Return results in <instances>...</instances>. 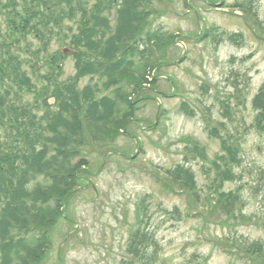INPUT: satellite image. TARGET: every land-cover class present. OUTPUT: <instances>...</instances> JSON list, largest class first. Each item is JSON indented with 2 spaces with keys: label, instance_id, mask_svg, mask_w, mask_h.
Wrapping results in <instances>:
<instances>
[{
  "label": "rangeland",
  "instance_id": "374dc122",
  "mask_svg": "<svg viewBox=\"0 0 264 264\" xmlns=\"http://www.w3.org/2000/svg\"><path fill=\"white\" fill-rule=\"evenodd\" d=\"M238 1L149 0L145 32L162 28L170 41L160 49L149 45V83L136 92L130 87L133 116L119 136L83 146L82 178L65 219L50 229L46 264H141L128 254L137 226L154 234L157 246L149 253L155 264H257L250 244L264 245V190L257 195L264 182V133L253 99L264 85V0H253L249 13L233 7ZM3 23L0 16V34ZM213 25L243 33V44L206 38ZM70 36L55 38L48 54L68 46ZM27 39L39 47V40ZM24 69L39 93L33 68ZM76 69V58L66 56L60 79ZM89 82L84 77L79 87ZM184 103L194 115L184 113ZM181 166L194 185L170 178ZM144 198L150 218L138 215ZM231 199L227 215L222 207ZM175 207L177 215L164 212Z\"/></svg>",
  "mask_w": 264,
  "mask_h": 264
},
{
  "label": "trees",
  "instance_id": "16d2710c",
  "mask_svg": "<svg viewBox=\"0 0 264 264\" xmlns=\"http://www.w3.org/2000/svg\"><path fill=\"white\" fill-rule=\"evenodd\" d=\"M252 3L240 0L233 7L249 13ZM144 7H149V0H0V12L7 13L8 34L18 45L27 34L39 36L46 46L55 38L58 42L68 39L70 31L71 40L65 44L79 51L74 55L75 75L61 80L60 70L51 80L39 78L38 99L30 102L24 95L32 93L34 84L22 71L20 59L6 54V46L12 50L14 44L0 46V264H46L50 229L64 218L70 195L82 178L78 162L86 165L83 146L114 141L123 123L132 118L130 87L136 92L149 83V45L160 49L170 41L162 28L145 32L151 12ZM69 22L76 25L77 32L67 27ZM205 36L216 44L241 45L245 40L243 33H230L215 25ZM44 51L42 47L43 56ZM20 52L31 55L26 42ZM47 57L46 63L55 69L52 56ZM54 63L60 67L59 62ZM84 77L90 82L80 88ZM49 98H55V104L48 105ZM38 101L41 115L35 107ZM253 108L257 128L264 133V85L253 99ZM183 111L194 115L187 103ZM183 166L170 171V178L194 185L188 182L190 171ZM257 190V195L264 190L263 181ZM137 208L138 215L144 212L151 217L145 198ZM222 209L230 215L234 200H228ZM164 212L180 213L176 207ZM141 228L130 232L128 254L141 264H155L156 256L149 248L157 246V241L150 229ZM250 246L262 249L259 243Z\"/></svg>",
  "mask_w": 264,
  "mask_h": 264
},
{
  "label": "water",
  "instance_id": "95a60500",
  "mask_svg": "<svg viewBox=\"0 0 264 264\" xmlns=\"http://www.w3.org/2000/svg\"><path fill=\"white\" fill-rule=\"evenodd\" d=\"M62 51H63V53H65V54H67V53H75L74 50H71V49H69V48H64Z\"/></svg>",
  "mask_w": 264,
  "mask_h": 264
},
{
  "label": "flooded vegetation",
  "instance_id": "af4514ba",
  "mask_svg": "<svg viewBox=\"0 0 264 264\" xmlns=\"http://www.w3.org/2000/svg\"><path fill=\"white\" fill-rule=\"evenodd\" d=\"M8 37H9V35H8ZM2 38H0V40H1ZM3 45V42H1V46ZM0 50H1V48H0ZM32 66H33V64H31V63H29V67H31L32 68ZM261 244H262V248H263V251H264V245H263V243L261 242Z\"/></svg>",
  "mask_w": 264,
  "mask_h": 264
}]
</instances>
